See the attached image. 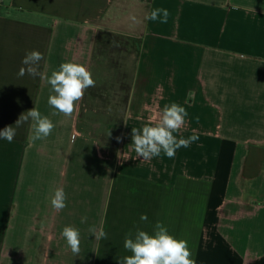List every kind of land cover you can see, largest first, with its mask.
Instances as JSON below:
<instances>
[{"label": "crops", "instance_id": "0c3cea01", "mask_svg": "<svg viewBox=\"0 0 264 264\" xmlns=\"http://www.w3.org/2000/svg\"><path fill=\"white\" fill-rule=\"evenodd\" d=\"M4 1L0 130L12 125L16 135L0 139V264H119L131 255L126 234H153L157 221L187 240L197 264H264V0ZM156 8L169 11L167 23L146 19ZM106 34L136 43L116 157L81 127L84 97L71 118L53 115L46 80L18 76L32 50L46 75L68 61L92 74ZM173 102L188 112L177 138L199 139L171 159L136 157L131 128ZM34 107L56 127L33 143L32 121L15 122ZM57 187L67 195L59 212ZM65 226L80 231L77 256Z\"/></svg>", "mask_w": 264, "mask_h": 264}, {"label": "clouds", "instance_id": "9594fccd", "mask_svg": "<svg viewBox=\"0 0 264 264\" xmlns=\"http://www.w3.org/2000/svg\"><path fill=\"white\" fill-rule=\"evenodd\" d=\"M169 16L170 13L166 8H156L150 11L146 19L167 23ZM131 19L135 21L136 18ZM43 59V54L37 50L27 52L22 59L24 66L19 69L18 76L23 77L27 74L33 78L39 77L41 80H46L53 93L47 100L48 105L55 109L53 115L63 114L71 118L78 110L79 102L83 99L87 89L95 87L96 82L85 65L72 61L61 63L57 70L51 72L50 76L46 75L40 71V61ZM187 117L186 108L173 102L164 105L155 120L150 118L142 128H131L132 145L136 157L147 161L160 157L163 153L171 159L175 157L178 149L187 148L197 141L199 135L195 131L188 138H177L175 135L186 125ZM29 120L32 121L30 125L32 135L29 140L33 143L49 137L56 127L48 116L42 115L35 107L22 113L15 125L19 127ZM15 135L16 128L12 125L0 130V139L7 140L9 143L13 141ZM108 135L111 133L109 132ZM121 139V137H116L117 142ZM66 201L67 195L63 187H57L51 198L52 208L59 212L67 207ZM86 220L87 217H82L81 223ZM140 220L147 221V215L141 214ZM88 230L97 240L108 238L103 227L97 229L92 226ZM61 235L72 254L79 255L81 245L79 229L74 226H65ZM123 246L131 255L120 257L119 264H197L187 240L177 239L171 235L167 227L159 221L153 227V234L138 227L135 233L130 230L125 236Z\"/></svg>", "mask_w": 264, "mask_h": 264}, {"label": "rangeland", "instance_id": "374dc122", "mask_svg": "<svg viewBox=\"0 0 264 264\" xmlns=\"http://www.w3.org/2000/svg\"><path fill=\"white\" fill-rule=\"evenodd\" d=\"M128 53L129 50L122 48L119 53L106 56L99 54L95 61L92 77L96 83L95 87L88 88V99L85 100L84 96L81 125L88 129L95 122L101 137L103 133L99 125L112 119L119 126L125 116L124 102L129 94L132 74V66L127 63Z\"/></svg>", "mask_w": 264, "mask_h": 264}, {"label": "trees", "instance_id": "16d2710c", "mask_svg": "<svg viewBox=\"0 0 264 264\" xmlns=\"http://www.w3.org/2000/svg\"><path fill=\"white\" fill-rule=\"evenodd\" d=\"M109 41V42H107ZM133 45L131 44L130 39L121 37L118 35H113V34H106L104 36H101L96 45V52H95V58H94V65L97 57L99 54L101 56H106L108 54H115L119 53L122 51V48H125L127 51L129 50L130 46ZM134 47L136 46V43L133 45ZM94 70V68H93ZM131 90V87H130ZM129 90V94H130ZM89 91L87 89L86 95H85V100L88 99ZM129 94L127 95L125 99V109L126 105L128 103L129 99ZM82 112H81V119L82 120ZM125 116L120 120L119 126L114 120H107L103 125H99L100 128L102 129L103 137L99 136V132L97 131L98 128H96L97 125H95V122H92L93 119H89L90 122L93 123V126L89 127H84L81 125V127L84 129V131L93 137H95L103 150V152L107 156L111 157H116L118 152H119V144L120 142H117L116 137H121L122 130H123V124H124ZM111 133V135H108V133Z\"/></svg>", "mask_w": 264, "mask_h": 264}, {"label": "built area", "instance_id": "2783aa9c", "mask_svg": "<svg viewBox=\"0 0 264 264\" xmlns=\"http://www.w3.org/2000/svg\"><path fill=\"white\" fill-rule=\"evenodd\" d=\"M5 6H6L5 1L4 0H0V12Z\"/></svg>", "mask_w": 264, "mask_h": 264}]
</instances>
